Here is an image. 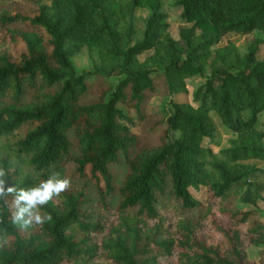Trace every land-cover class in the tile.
<instances>
[{"label":"trees","instance_id":"1","mask_svg":"<svg viewBox=\"0 0 264 264\" xmlns=\"http://www.w3.org/2000/svg\"><path fill=\"white\" fill-rule=\"evenodd\" d=\"M10 1L0 0V33L8 36L0 43V237L7 239L0 264H259L246 247L263 242L264 224L235 201L264 197V167L249 161L264 160L256 125L264 38L242 53L231 41L216 44L228 31L264 32V0H174L177 37L165 0H33L32 13ZM139 7L147 9L141 27ZM17 42L24 49L13 57ZM83 46L93 67L77 74L72 58ZM207 67L192 101L171 99L169 113L139 139L131 113L146 116L156 85L186 92L187 78ZM211 112L233 134L218 151L203 143L215 128ZM160 125L154 140L146 138ZM120 159L127 172L117 182L110 164ZM64 160L73 166L67 178L98 190L103 214L83 208L81 186L40 206L43 224L14 223L19 209L9 188L39 185ZM200 185L205 202L190 191Z\"/></svg>","mask_w":264,"mask_h":264},{"label":"rangeland","instance_id":"2","mask_svg":"<svg viewBox=\"0 0 264 264\" xmlns=\"http://www.w3.org/2000/svg\"><path fill=\"white\" fill-rule=\"evenodd\" d=\"M41 2L49 3L50 0H41ZM174 0H165L164 7L168 14L169 21V32L172 36H178V27L182 24V21L179 17L180 7L173 4ZM5 5L8 7H14L19 11L32 13L35 10V3L33 0H11L10 2H5ZM147 13L146 8L139 7L136 9V14L139 16V26L141 27V16H144ZM7 36L6 31H2L0 33V43H2L3 39ZM139 36V32L135 35L137 38ZM254 37L264 38V32L260 30H253L249 33H240L236 31H228L226 32L220 42L216 45L225 44L228 41H231L235 44L236 50L240 53L244 52L247 49V46L254 39ZM1 46V45H0ZM24 49L23 42H17L12 45L11 54L12 56H17ZM152 50H148L139 55L140 59H143L147 54L151 53ZM264 54V46L258 51V58H261ZM75 72L78 74L83 70L92 69V63L88 56V51L85 46H83L78 53H76L72 58ZM209 73V67H207L202 74H195L187 78V91L186 92H173L167 93V91L160 84H157V91L151 96L148 101V105L146 107V116L138 117L135 113H131L134 116V125L132 129L136 134H138V138H142L145 128L149 125V122L154 120V118L161 119L164 118V114L169 113L170 111V100H188L192 101V89L193 85L196 83H200L204 80L205 76ZM111 78L113 80L117 79V76L112 75ZM90 85L92 89L95 87L93 79L90 81ZM211 116L214 121V131L212 137H205L203 143L206 146H210L213 150L218 151L222 148H225L231 144V139L233 134L228 130V128L221 122L219 117L211 112ZM257 127L260 128L264 132V110L259 113L257 123ZM162 125L158 126L155 132H150L147 134L146 138L151 137V140H154L157 137V133L161 131ZM250 162L255 163L258 166L264 167V160L252 158L249 159ZM62 164V165H61ZM60 165L62 168H58L55 173H59V178H67L71 174V169L73 168L69 162H62ZM110 168L114 172L115 179L117 182H120L127 172V163L124 159L117 160L110 164ZM53 173V174H55ZM70 188H80L84 187L85 190V198L86 201L83 203V208L89 210L91 216L94 218L97 217L98 213H102V206L99 201V192L95 188V186L89 184L85 178L71 180ZM234 190H238V192L242 191V188L233 187ZM190 191L198 200L205 202V191L204 186L200 185L198 188L190 187ZM264 196V193H263ZM167 203L170 202L169 195H166L164 198ZM116 199L110 201V207L114 206ZM235 205L241 210L254 209L257 214V221L264 224V197L256 199L255 203H246L240 200L235 201ZM247 255L250 259H253L259 264H264L260 261V256L264 258L263 255L260 254L261 251H264V240L261 244L258 245H249L246 247ZM262 260V259H261ZM97 264H105L103 261L97 262Z\"/></svg>","mask_w":264,"mask_h":264},{"label":"clouds","instance_id":"3","mask_svg":"<svg viewBox=\"0 0 264 264\" xmlns=\"http://www.w3.org/2000/svg\"><path fill=\"white\" fill-rule=\"evenodd\" d=\"M4 173L0 171V175ZM70 178H59V173L53 174L47 180L42 181L39 185L31 189H21L16 191L14 188H9V192H16L15 206L19 209L14 223L23 220L21 225L24 228L35 224H43L45 217L39 212V208L42 205H46L54 197H58L61 193L67 191L71 187ZM4 181L0 180V195L4 194L3 188ZM27 215V219H24ZM50 219V217H47ZM0 243H7L5 237H0Z\"/></svg>","mask_w":264,"mask_h":264}]
</instances>
